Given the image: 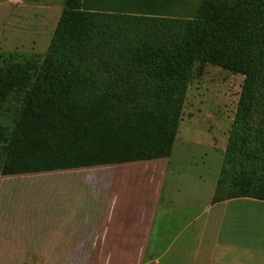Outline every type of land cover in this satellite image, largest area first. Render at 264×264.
Segmentation results:
<instances>
[{"label": "trees", "instance_id": "1", "mask_svg": "<svg viewBox=\"0 0 264 264\" xmlns=\"http://www.w3.org/2000/svg\"><path fill=\"white\" fill-rule=\"evenodd\" d=\"M65 0L40 65L0 67V175L169 158L195 64L243 76L212 203L264 201V0Z\"/></svg>", "mask_w": 264, "mask_h": 264}, {"label": "rangeland", "instance_id": "2", "mask_svg": "<svg viewBox=\"0 0 264 264\" xmlns=\"http://www.w3.org/2000/svg\"><path fill=\"white\" fill-rule=\"evenodd\" d=\"M64 1L54 0L57 10H48L47 17L41 18L39 12L33 11V34H17L11 39L8 34L0 35V67L27 60L41 64ZM188 3L189 8L198 4L197 0ZM4 27L0 26V32H5ZM21 28L17 27L18 30ZM198 69L196 63L170 155L172 174L163 191L164 199L172 198L174 206H166V214H163L165 205L162 207L151 238V258L145 264H155L153 258H158L159 254V264H192V259L195 260L193 264H264V201L253 198L228 200L227 189L222 188L220 198L223 201L220 202L223 205L212 211L207 209L220 172L243 76L212 65H206L201 74ZM16 118L14 101L0 103V125L12 128ZM2 162L0 153V165ZM77 169L75 173L82 182L81 187L85 181L98 179L102 189L110 186L105 182V176L133 172L129 166ZM57 173L56 170L0 175V264H88V251L81 254L85 260L74 263L68 259L71 252L69 255L56 249L55 239L47 240L51 228L42 223L49 212L57 210L56 202L50 209L47 201V194L57 193V189H52ZM201 196L204 197V237L199 243L197 225L189 228L184 225L194 211L189 209L187 212L186 207L202 203ZM184 205L185 209L182 208ZM177 234L180 236L175 241ZM49 241L51 244H44ZM168 245V251H164ZM198 245L204 247V259L197 258Z\"/></svg>", "mask_w": 264, "mask_h": 264}, {"label": "crops", "instance_id": "3", "mask_svg": "<svg viewBox=\"0 0 264 264\" xmlns=\"http://www.w3.org/2000/svg\"><path fill=\"white\" fill-rule=\"evenodd\" d=\"M55 4L54 0H0V26L7 27L0 35L8 34L11 39L17 34H33V11L39 12L41 18L47 17L48 10H57ZM17 27L22 28L18 30ZM116 166H129L133 172L105 176V182L110 183L107 189H102L98 179L85 181L81 187L82 182L75 173L78 169L57 170V181L52 186L57 193L47 194L50 209L56 202L57 210L49 212L42 224L51 228L47 240L55 239L56 249L69 255L71 252L68 259L74 263L85 260L81 254L88 251V264H145L151 258L149 249L157 217L164 205L163 214L167 213L166 206H174L172 198L163 197L167 178L172 174L170 157L107 165L110 168ZM214 191L215 188L207 208L211 211L223 205L221 202L212 203ZM201 198L202 203L190 204L186 209L185 205L182 206L187 212L194 210L184 227L197 225L199 243L204 237V197ZM179 236L177 234L174 240L177 241ZM45 243L51 244V241ZM169 247L165 246L164 251ZM196 250L197 258L204 259V247L198 245ZM159 257L153 258L155 264H159ZM194 261L192 259L191 263Z\"/></svg>", "mask_w": 264, "mask_h": 264}]
</instances>
